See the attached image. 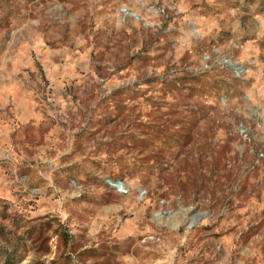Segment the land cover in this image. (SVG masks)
<instances>
[{"label":"rangeland","instance_id":"rangeland-1","mask_svg":"<svg viewBox=\"0 0 264 264\" xmlns=\"http://www.w3.org/2000/svg\"><path fill=\"white\" fill-rule=\"evenodd\" d=\"M8 254L264 264V0H0Z\"/></svg>","mask_w":264,"mask_h":264},{"label":"trees","instance_id":"trees-1","mask_svg":"<svg viewBox=\"0 0 264 264\" xmlns=\"http://www.w3.org/2000/svg\"><path fill=\"white\" fill-rule=\"evenodd\" d=\"M11 257H12L11 255H9V254L7 255V257H6V260H7L6 264H10L9 261H10V258Z\"/></svg>","mask_w":264,"mask_h":264},{"label":"water","instance_id":"water-1","mask_svg":"<svg viewBox=\"0 0 264 264\" xmlns=\"http://www.w3.org/2000/svg\"><path fill=\"white\" fill-rule=\"evenodd\" d=\"M121 184H116V186H113V187H116L118 190H119V187Z\"/></svg>","mask_w":264,"mask_h":264},{"label":"bare ground","instance_id":"bare-ground-1","mask_svg":"<svg viewBox=\"0 0 264 264\" xmlns=\"http://www.w3.org/2000/svg\"><path fill=\"white\" fill-rule=\"evenodd\" d=\"M119 187V190H120V187H121V185L120 186H118Z\"/></svg>","mask_w":264,"mask_h":264}]
</instances>
